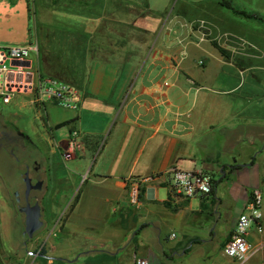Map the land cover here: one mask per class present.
Wrapping results in <instances>:
<instances>
[{"label": "crops", "instance_id": "1", "mask_svg": "<svg viewBox=\"0 0 264 264\" xmlns=\"http://www.w3.org/2000/svg\"><path fill=\"white\" fill-rule=\"evenodd\" d=\"M228 1L22 3L23 33L0 45L37 43L42 75L74 86L80 104L15 106L39 115L51 156L74 130L82 144L70 167L47 161L45 216L62 207L63 219L30 264H236L224 248L256 190L263 229L251 227L246 264H264V0ZM170 168L209 173L213 192L175 193ZM158 174L132 206L126 180Z\"/></svg>", "mask_w": 264, "mask_h": 264}, {"label": "rangeland", "instance_id": "2", "mask_svg": "<svg viewBox=\"0 0 264 264\" xmlns=\"http://www.w3.org/2000/svg\"><path fill=\"white\" fill-rule=\"evenodd\" d=\"M35 1L37 3L39 0ZM152 1L157 4L160 0ZM22 3L27 5L30 3L33 7V0H0V37L20 38L21 33H23L21 29ZM257 11L259 10L257 9ZM260 11H262L263 17L260 16L259 18L264 21V10ZM41 28H43L42 25L39 26V32ZM1 45L18 46L17 44ZM258 75H264V73L260 72ZM28 100V98L20 96L9 106H4L0 102L1 117L14 124L21 133L27 135L34 143L31 145L26 143L27 147H23L21 142H16L0 149V264H30L33 259L46 255L51 248L48 238L52 236V233L49 231L59 229L63 219L60 217L62 207L57 208L51 205L52 209H57L51 211V216H45L44 229L27 241L24 234V216L18 212V206L15 202V193L18 192L22 198L26 190L25 173L29 168L31 180L35 181L41 178L45 182L44 189L34 192L33 195L46 204L50 198V191H46L47 183L49 182L50 188L52 186L50 185L52 173L49 168H47L46 173L34 172L33 161L37 160L44 167L47 166L44 159L46 162H59L65 167H70L68 164L70 161L60 160L58 156H51L50 150L41 145L37 133L42 130L43 124L39 115L33 109L30 110L29 106L21 109L15 106L16 102H20V105H29V102H26ZM36 238L38 239L35 240Z\"/></svg>", "mask_w": 264, "mask_h": 264}, {"label": "built area", "instance_id": "3", "mask_svg": "<svg viewBox=\"0 0 264 264\" xmlns=\"http://www.w3.org/2000/svg\"><path fill=\"white\" fill-rule=\"evenodd\" d=\"M39 52L37 43L20 46L0 45V102L9 106L20 96H30L31 103L43 105L55 103L61 107L77 110L80 104L79 91L71 85L57 79L45 77L36 65ZM13 62H29L28 66L13 65ZM81 133L74 130L70 134L66 149L61 153L64 161L75 158L81 152ZM172 191L188 198L206 196L214 189V178L202 170L183 171L177 168L168 169ZM161 174L149 178L130 177L128 185L129 203L139 206L144 191V183L157 179ZM263 195L256 190L246 206L245 212L238 218L232 237L224 248V254L236 264H246L257 253L249 244L247 237L251 227L257 226L262 231ZM134 264H150L148 257L136 256Z\"/></svg>", "mask_w": 264, "mask_h": 264}, {"label": "flooded vegetation", "instance_id": "4", "mask_svg": "<svg viewBox=\"0 0 264 264\" xmlns=\"http://www.w3.org/2000/svg\"><path fill=\"white\" fill-rule=\"evenodd\" d=\"M4 141V142H3ZM16 142H21L23 147H27L25 144L29 143L30 145L33 144L32 140L25 134L21 133L19 129L12 124L9 121H6L0 116V149H2L4 146H8L10 144L16 143ZM44 162L47 165L46 159H44ZM44 170V171H43ZM47 166L44 167V165L40 164L37 160L33 161V171L36 173L40 172H47ZM29 172V168H28ZM30 176V172H29ZM39 182H41V189H32L31 192L28 195V198L26 197V192H24L23 197H20V194L18 192L15 193V202L18 206V212H20V209L22 207H25L28 203L31 206H34L36 203L40 205L41 208V221L43 222L42 227L34 234V236L37 235L38 232L42 231L45 226V214H46V206L43 204L42 200L36 199V197L33 195L34 192L41 191L44 189V181L39 178L35 181L32 180V184L37 185ZM26 191V190H25ZM24 216V225H25V214L21 213ZM24 232H25V227H24ZM27 238V241L31 240L28 238L27 235H25Z\"/></svg>", "mask_w": 264, "mask_h": 264}, {"label": "water", "instance_id": "5", "mask_svg": "<svg viewBox=\"0 0 264 264\" xmlns=\"http://www.w3.org/2000/svg\"><path fill=\"white\" fill-rule=\"evenodd\" d=\"M13 65H24L28 66L29 62H13ZM24 182L26 185V197L28 198L29 193L32 189H41V182H39L37 185L32 184V180L29 176V172L27 171L25 173ZM17 194V193H16ZM21 213H24L25 218V232L24 234L28 236L29 239H32L34 237V234L42 227L43 222L41 221V208L38 203H36L34 206H31L29 203L20 209Z\"/></svg>", "mask_w": 264, "mask_h": 264}, {"label": "trees", "instance_id": "6", "mask_svg": "<svg viewBox=\"0 0 264 264\" xmlns=\"http://www.w3.org/2000/svg\"><path fill=\"white\" fill-rule=\"evenodd\" d=\"M222 4H224V5H226V6H228V7H231V3H230V1H228V0H222ZM30 3H29V10H30ZM241 14H243V15H245V16H247V17H249V16H251L250 14H248L247 12H244V11H242V12H240ZM75 120H72V121H69V122H66V123H63V124H59L56 128L57 129H60V128H62V127H64V126H66L67 124H69V123H72V122H74ZM213 192V191H212ZM44 252V251H43ZM46 252V251H45Z\"/></svg>", "mask_w": 264, "mask_h": 264}]
</instances>
